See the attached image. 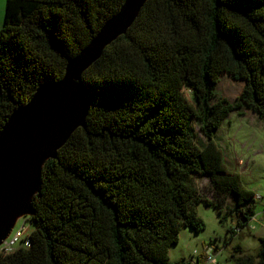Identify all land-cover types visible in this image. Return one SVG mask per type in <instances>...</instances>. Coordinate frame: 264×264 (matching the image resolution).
I'll return each instance as SVG.
<instances>
[{
  "label": "trees",
  "instance_id": "obj_1",
  "mask_svg": "<svg viewBox=\"0 0 264 264\" xmlns=\"http://www.w3.org/2000/svg\"><path fill=\"white\" fill-rule=\"evenodd\" d=\"M124 2L6 0L0 133L43 84L64 77ZM223 73L245 81L234 102L218 95ZM83 83L86 126L44 164L26 220L30 244L0 254V264H196L172 262L170 250L184 228L206 229L201 203L222 219L240 214L234 235L246 226L252 208L226 205L231 184L218 175L226 166L214 137L234 111L264 120V0H148ZM201 176L215 200L200 192ZM233 258L264 264V236L257 254L237 246Z\"/></svg>",
  "mask_w": 264,
  "mask_h": 264
},
{
  "label": "water",
  "instance_id": "obj_2",
  "mask_svg": "<svg viewBox=\"0 0 264 264\" xmlns=\"http://www.w3.org/2000/svg\"><path fill=\"white\" fill-rule=\"evenodd\" d=\"M148 0H125L78 55L64 77L43 84L17 108L0 133V245L18 219L34 213L33 199L42 184L47 160L56 158L73 133L86 126L92 101L84 73L132 27Z\"/></svg>",
  "mask_w": 264,
  "mask_h": 264
},
{
  "label": "rangeland",
  "instance_id": "obj_3",
  "mask_svg": "<svg viewBox=\"0 0 264 264\" xmlns=\"http://www.w3.org/2000/svg\"><path fill=\"white\" fill-rule=\"evenodd\" d=\"M2 4V13L0 18V26L4 24V4ZM230 87V86H229ZM227 81L223 80L218 88V95L226 94L228 90ZM188 97L191 91H186ZM264 124L261 126H250L244 122V127L236 128L234 135L236 145L228 142L230 151L235 149L241 154L245 153L246 157L242 164H234L228 166L225 162L226 172L219 173V177L231 184L232 194L228 197L226 205H237L238 199L242 200L240 210L248 213L252 208L250 221L241 231L234 235L230 229L237 230L239 216L238 213H230L225 219L218 214L217 210L201 203L198 206L200 215L206 222V229L201 232H195L192 229L184 228L180 234V242L171 247L170 259L172 262L179 261L182 258L194 260L195 252H204L205 246L210 245L216 252L219 264H233L234 250L237 246H241L250 254H257L260 249V238L264 236ZM195 129L199 132L196 125ZM238 133V134H237ZM201 137V136H200ZM202 138V137H201ZM231 154V153H230ZM195 183L200 192L208 198L214 199L215 188L212 185L209 176L195 177ZM260 194L259 199L257 195ZM227 209H225V214ZM29 219V216L20 217L14 227L18 229L22 222ZM30 222H28L29 224ZM32 229V227H30ZM205 264H212L206 262Z\"/></svg>",
  "mask_w": 264,
  "mask_h": 264
},
{
  "label": "crops",
  "instance_id": "obj_4",
  "mask_svg": "<svg viewBox=\"0 0 264 264\" xmlns=\"http://www.w3.org/2000/svg\"><path fill=\"white\" fill-rule=\"evenodd\" d=\"M3 4H4V12H5L6 0H3ZM2 12H3L2 4L0 0V18H1ZM223 80H226L228 87L229 86L230 87L228 88L226 94L219 95V96L225 97L229 101L234 102L237 99V97L240 95V93L242 92L245 86V81L236 80L232 76H230L228 73L222 74L220 83H222ZM220 83L218 85V88L220 87ZM244 122L249 123L250 126H258V125L261 126V124H264V120L260 119L258 114L254 113L253 111L246 110L244 114H239L237 111H234L224 121V123L218 129L214 137V140L216 141V143L224 151V162L228 166H233L234 164H237V162L238 164L239 163L242 164L245 160L246 154L244 152L240 154L235 149L237 138L233 136L234 130L236 128H240V127L242 128V126L244 125ZM200 136L202 137L203 140H205V137L203 135H200ZM228 142L235 144L233 145L232 152L230 151V146ZM209 247H212V246L206 245L204 252H195L196 257L194 258V261L196 262V264H198L199 262V257H201L202 259H205V253Z\"/></svg>",
  "mask_w": 264,
  "mask_h": 264
},
{
  "label": "built area",
  "instance_id": "obj_5",
  "mask_svg": "<svg viewBox=\"0 0 264 264\" xmlns=\"http://www.w3.org/2000/svg\"><path fill=\"white\" fill-rule=\"evenodd\" d=\"M257 197L260 199L261 195ZM31 234L30 225L27 221L22 222V225L18 229H13L11 234L0 245V254H11L17 250L21 245H29V236ZM206 260L212 264H219L217 255L213 247H209L205 253Z\"/></svg>",
  "mask_w": 264,
  "mask_h": 264
}]
</instances>
